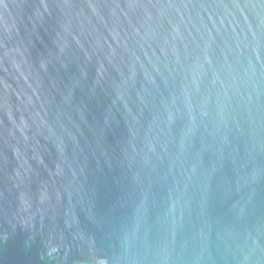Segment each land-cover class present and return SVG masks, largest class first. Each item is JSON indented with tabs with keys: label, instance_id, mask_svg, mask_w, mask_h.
<instances>
[{
	"label": "water",
	"instance_id": "obj_1",
	"mask_svg": "<svg viewBox=\"0 0 264 264\" xmlns=\"http://www.w3.org/2000/svg\"><path fill=\"white\" fill-rule=\"evenodd\" d=\"M0 264H264V0H0Z\"/></svg>",
	"mask_w": 264,
	"mask_h": 264
}]
</instances>
